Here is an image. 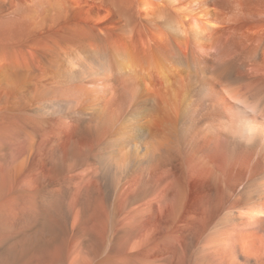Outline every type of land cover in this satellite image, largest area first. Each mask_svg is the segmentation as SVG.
Returning a JSON list of instances; mask_svg holds the SVG:
<instances>
[{"label":"bare ground","instance_id":"1","mask_svg":"<svg viewBox=\"0 0 264 264\" xmlns=\"http://www.w3.org/2000/svg\"><path fill=\"white\" fill-rule=\"evenodd\" d=\"M0 264H264V0H0Z\"/></svg>","mask_w":264,"mask_h":264}]
</instances>
